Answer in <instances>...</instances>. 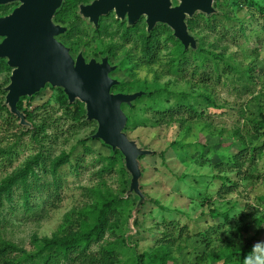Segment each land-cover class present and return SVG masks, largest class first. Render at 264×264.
Instances as JSON below:
<instances>
[{"label":"rangeland","instance_id":"1","mask_svg":"<svg viewBox=\"0 0 264 264\" xmlns=\"http://www.w3.org/2000/svg\"><path fill=\"white\" fill-rule=\"evenodd\" d=\"M218 8L224 13L218 20L223 34L212 32L205 21H199L194 30L201 48L209 53L204 55L207 62L201 72L216 70L208 84L191 78L195 64L189 67L187 78L170 71L174 44L167 42L165 34L158 36L157 59L143 61L138 37L144 24L125 39V28L114 18L106 19L99 32L85 20L75 22L78 44L74 51L84 50L87 58L111 51L112 62L122 66L113 77L126 84L123 91H162L154 98L137 101L133 112L124 107L131 117L128 136L156 155L141 159V186L148 199L138 227L135 230L129 221L136 202L133 199L120 210L119 227L110 228L104 241L105 245L116 244L122 264H136L140 256L154 255L163 246L169 252L167 264H240L242 246L255 237L253 245L264 241V151L241 172L233 160L242 146H252L257 121L264 115V0H219ZM226 31L234 38H223ZM210 53L220 55V60ZM187 57L197 63L192 54ZM8 76L0 74V85ZM57 94L48 87L24 102L26 109L38 111L41 118L51 116L54 123L53 130L47 132L50 138L45 142L39 179H31L35 209L26 210L23 190L18 187L14 201L0 216V245L13 243L29 255L36 254L43 239L63 232L69 225L67 215L88 201V188L100 187L119 196L126 180L117 167L102 173L111 150L100 141L88 140L97 124L75 123L60 107ZM179 104L195 107L194 118L186 116V120L168 124L169 118L156 114ZM17 131L21 134L26 129ZM9 137L12 132L0 130V147L16 140ZM259 137L254 147L263 145L264 129ZM20 143L11 161L0 158V181L39 152L30 134ZM179 144L190 147L182 149ZM69 153L73 162L54 174L53 160ZM55 181L60 186L56 208L50 204ZM223 185L231 186L232 191L225 193ZM125 238L127 245L121 246Z\"/></svg>","mask_w":264,"mask_h":264},{"label":"water","instance_id":"2","mask_svg":"<svg viewBox=\"0 0 264 264\" xmlns=\"http://www.w3.org/2000/svg\"><path fill=\"white\" fill-rule=\"evenodd\" d=\"M65 0H0V7L14 6L0 17V60L11 69L9 84L4 88L5 105L19 119L22 127L32 128L20 111L22 99H32L48 87L63 90L69 104L81 102L86 122H95L97 129L91 140L100 141L119 151L129 174L126 199H136L130 223L135 228L138 214L148 199L142 191L141 159L156 155L136 140L130 139L127 127L130 111L148 92H115L124 82L113 75L120 64L113 65L108 54L87 58L85 51L77 55L62 41L70 32L69 25L55 21ZM216 0H93L79 6V16L94 28L101 19L113 14L117 21L134 28L144 23L148 35L160 25L168 27L184 51H198L199 43L190 31L188 21L198 14H218Z\"/></svg>","mask_w":264,"mask_h":264},{"label":"trees","instance_id":"3","mask_svg":"<svg viewBox=\"0 0 264 264\" xmlns=\"http://www.w3.org/2000/svg\"><path fill=\"white\" fill-rule=\"evenodd\" d=\"M89 0H65L63 8L57 14L55 21L62 25H69L70 32L66 37H63V41L72 48L73 54L77 55L79 52L74 51V46L78 44L77 41L74 40V36L76 32H78V28L75 25V22L83 21V19L79 16V6L81 3H86ZM219 0H216L215 7L218 10V14L207 17L203 14H198L194 19L189 20V28L190 31L195 35L199 43L198 51H187L185 52L182 45L173 37V32L166 26H158L151 35H148L146 31V26L144 23H139L134 28H128L125 24V27L121 25V27L125 28V39L130 38L133 32H137L140 29V26L144 24V29L140 33V37L138 40L140 41V51L142 53V60L146 63L152 62L157 59L160 46L158 43L159 33L161 35H166L167 42L174 44L172 51L173 56L170 64V71L174 72L178 75L183 76V78L189 77V67L195 64L191 72L192 79H198L201 84L210 83V77L215 73H205L201 72V69L205 66L207 59H205L204 55L209 54L204 49L201 48L200 39L197 34L194 33L195 28L199 21H205L207 25L212 29V32L215 34H223L219 31L218 22L219 18L223 17L224 13L218 8ZM13 6L8 7H0V17L9 14L13 10ZM264 19V11L263 17ZM227 19V18H226ZM219 20V21H218ZM101 30V29H100ZM264 32V22L263 29ZM99 32V31H98ZM228 35L234 38V34H230L228 31L222 36L227 39ZM112 54L111 51H108ZM101 53V55L109 54ZM189 54H192L195 58V62L191 63L190 59L187 57ZM211 56L215 60H220L221 56L210 53ZM203 57V58H202ZM203 60H202V59ZM228 68H232L230 65H227ZM120 65V70H121ZM217 69V68H216ZM231 70V69H230ZM9 73L11 74V69L7 66L5 60H0V74ZM9 76L4 85H0V96H4L2 100H0V130L3 132L11 133L12 137L15 138V141H9L5 147H0V158L3 160H12L13 155L15 154V149L18 147L27 135H31L32 141L39 145V152L36 156L29 157L24 164L19 166L14 170L12 174L7 176L5 179L0 181V216L4 209H6V205L12 203L14 201L16 195V189L18 187L23 190V200L26 210L28 212H33L35 207L32 205L31 199L32 195V182L31 179H39L38 178V170L42 168V165L45 161L44 159V150L46 148V141L50 138L47 132L49 130H53L54 123L52 121L51 116H46L41 118L38 115V111L31 110L29 111L24 107L25 101H31L32 99H22L19 104L20 111L24 112L26 115V120L32 125V128H27L26 131H17V129L22 128L19 123V119L13 116L8 107L5 105V95L4 88L9 84ZM219 82V79H218ZM126 87V84L123 83L121 86L115 89V92H125V93H134L138 90H143L148 92V96H145L138 100L141 101L146 98H154L156 94L162 91H151L145 89H137L133 92L123 91V87ZM58 92L57 100L62 109L69 113L72 120L75 123H87L85 121L86 118V110L85 106L81 102H77L75 104H69L68 99L65 96L63 90L61 89H53ZM118 89V91H116ZM173 96L172 93H170ZM137 104V103H136ZM135 104L132 109L133 112L137 105ZM177 108L164 109L161 111H157L156 114L162 116V118H169L170 123H175L178 121L186 120V116H190L194 118L196 114L195 107H186L184 105H177ZM29 107V105H28ZM130 117V115H129ZM18 122V124H17ZM131 122V117H130ZM130 124V123H129ZM264 129V115H262V120L257 121L256 133L250 140L251 147L245 145L242 146V149L239 151V154L234 156L233 160L235 161V166L238 172H241L246 163H249L250 160H253L257 154L260 156L264 151V143L261 147H254V142L260 140V133ZM19 132V133H18ZM55 132V131H53ZM88 140H91L90 137ZM88 140L83 141V144H86ZM179 147L182 149L189 148L190 145L179 144ZM89 150V149H87ZM111 150V149H110ZM72 153L63 154L61 157L56 158L52 162L53 173L57 174L59 170L73 162ZM143 159V158H142ZM108 161V165L103 167L104 172H111L115 167L118 168V174H121L126 178L124 181V190L122 195L113 196L108 194V192H104L100 187H92L87 189L88 201L80 208L74 209L69 215H67V223L69 224L62 233L56 234L51 239H43L42 242L37 245V252L34 255H29L25 250L19 249V247L10 242H2L0 245V264H122L119 259V253L116 251L115 245H105L104 241L106 235L110 228L115 227L118 228L120 225V210L124 207L130 206L133 197H129L126 199V193L128 190V182H129V174L127 173L124 165L123 156L119 151L113 153L111 150V156L106 159ZM79 161V160H78ZM45 168V167H44ZM143 173L144 167L142 166ZM128 178V179H127ZM229 182H232L229 180ZM55 193L51 200H55L50 204L55 207V202L58 200V191L60 186L57 181L54 182ZM236 186V184H235ZM225 193H229L232 191L231 186L223 185L222 187ZM136 202H133V209L130 212V218L132 217V212L136 206ZM145 205V203H144ZM144 205L142 206L139 214L141 213ZM56 208V207H55ZM139 214L138 218L135 222V228L139 225ZM218 216L217 213H215ZM256 240V237L252 239L246 246H242V258L240 264H243V258L247 253L252 250L253 241ZM121 246L127 245V239L120 242ZM94 247H98L97 250H93ZM169 257L168 248L166 246L161 247L156 251L154 255L144 254L139 257V261L136 264H167V258Z\"/></svg>","mask_w":264,"mask_h":264},{"label":"clouds","instance_id":"4","mask_svg":"<svg viewBox=\"0 0 264 264\" xmlns=\"http://www.w3.org/2000/svg\"><path fill=\"white\" fill-rule=\"evenodd\" d=\"M243 264H264V241L253 245L252 250L243 258Z\"/></svg>","mask_w":264,"mask_h":264},{"label":"flooded vegetation","instance_id":"5","mask_svg":"<svg viewBox=\"0 0 264 264\" xmlns=\"http://www.w3.org/2000/svg\"><path fill=\"white\" fill-rule=\"evenodd\" d=\"M93 0H89L88 2H86V3H81V4H89V3H91ZM80 4V5H81ZM12 7V6H11ZM14 7V6H13ZM108 18H114L115 20H116V18H115V16L113 15V14H111L110 16H108V17H103L102 19H101V23H100V27L99 28H94L93 26H92V28H93V30L95 31V32H98V31H100V29L102 28V26H103V24H104V21L106 20V19H108ZM116 22L117 23H119L120 25H122V26H124L125 27V24H122L121 22H119V21H117L116 20ZM62 41H63V38H62ZM64 42V41H63ZM65 43V42H64ZM109 53V52H108ZM109 56H110V58H111V62H112V54H108ZM85 56H86V54H85ZM101 54H99V55H97V56H94L95 58H97V59H99V58H101ZM112 64L113 65H116V64H114L113 62H112Z\"/></svg>","mask_w":264,"mask_h":264}]
</instances>
